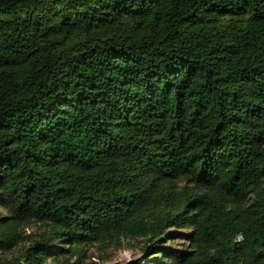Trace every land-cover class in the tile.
<instances>
[{
  "label": "trees",
  "instance_id": "1",
  "mask_svg": "<svg viewBox=\"0 0 264 264\" xmlns=\"http://www.w3.org/2000/svg\"><path fill=\"white\" fill-rule=\"evenodd\" d=\"M127 244L264 264V0H0V264Z\"/></svg>",
  "mask_w": 264,
  "mask_h": 264
},
{
  "label": "rangeland",
  "instance_id": "2",
  "mask_svg": "<svg viewBox=\"0 0 264 264\" xmlns=\"http://www.w3.org/2000/svg\"><path fill=\"white\" fill-rule=\"evenodd\" d=\"M177 245V243H175ZM141 244L125 245L121 249H112L107 252L93 247L88 253L87 264H128L142 256Z\"/></svg>",
  "mask_w": 264,
  "mask_h": 264
}]
</instances>
